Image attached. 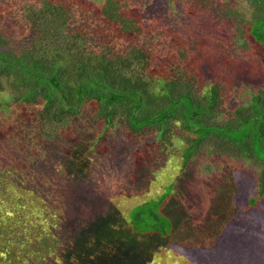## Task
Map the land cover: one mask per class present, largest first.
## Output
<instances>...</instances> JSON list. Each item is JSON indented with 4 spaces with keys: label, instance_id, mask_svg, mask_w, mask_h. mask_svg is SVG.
Wrapping results in <instances>:
<instances>
[{
    "label": "trees",
    "instance_id": "1",
    "mask_svg": "<svg viewBox=\"0 0 264 264\" xmlns=\"http://www.w3.org/2000/svg\"><path fill=\"white\" fill-rule=\"evenodd\" d=\"M152 1L0 0V94L9 98L0 100V264H34L36 255L44 264L149 262L153 248H162L174 227L161 212L168 196L154 211L137 205L142 210L133 222L121 223L127 228L119 229L123 234L111 250L102 246L100 254L90 253L91 241L112 240L100 232L117 228L104 222L102 203H113L109 195L114 192L123 198L130 194L126 185L115 187L111 181L124 153L155 138L164 149L166 143L196 135L186 139L189 149L180 151L187 156L184 168L206 137L231 139L211 131L232 130L215 121L223 102L220 86H197L196 78L182 70L185 48L170 40L181 38L170 11L176 0L165 1L167 10ZM246 1L248 12L237 16L238 26L245 27L236 33L243 42L246 35L258 44L263 56L264 0ZM220 13L230 16L226 10ZM197 14L205 19L200 8L188 15L194 19ZM203 38L200 30L183 40L197 45ZM190 51L197 59L196 50ZM161 57L165 61L159 63ZM208 75L205 67L200 76L206 81ZM242 86L233 85V91ZM254 98L264 104L263 98ZM242 112L236 109L239 116ZM91 115L98 118L95 127L101 133L87 144L84 117ZM242 119L233 128H243L240 142L256 134L261 146L264 124L252 135ZM172 122L178 126L175 133ZM202 129L206 132L200 134ZM102 139L116 149L92 150Z\"/></svg>",
    "mask_w": 264,
    "mask_h": 264
},
{
    "label": "rangeland",
    "instance_id": "2",
    "mask_svg": "<svg viewBox=\"0 0 264 264\" xmlns=\"http://www.w3.org/2000/svg\"><path fill=\"white\" fill-rule=\"evenodd\" d=\"M165 1L152 2L157 9L167 10L168 4ZM175 3L170 11L176 18L174 24L181 38L176 36L175 40H170L176 46L181 43L187 52L182 70L190 78H196V85L201 89L203 86L200 83H205V86L217 83L220 86L223 102L215 121L219 125L225 123L224 127L230 124L232 130L222 128L211 131L231 135V139L225 142L214 135L206 137L191 154L184 168L187 156L180 151L189 149L190 143L186 139L196 135L187 134L182 141L175 140L172 145L166 143L164 149L159 146L157 138L150 145L142 143L138 148H128L120 160L121 163L119 162L116 177L111 181L116 183L115 187L126 185L130 194L123 198L114 192L109 195L112 198L114 196L113 203H102L105 209L102 212L104 222L117 228L113 233L100 232L104 238L112 236V240L108 239L106 243L91 241L90 253L100 254L104 250L102 246L108 247L105 250H111V246L123 234L119 229L127 228H123L121 223L133 222V217L142 210L135 209L137 205L144 204L143 208L154 211L157 204L168 196V199L171 198L161 212L172 219L174 227L172 226L164 240L163 247H154L151 259L145 263L264 264V186L260 188L264 179V141L260 146L255 142L256 134L253 135L258 124H264V104L261 105L254 98L259 96L260 101L262 98L264 100V55L261 56L262 49L248 36H242L245 40L243 42L240 33H236V28L245 27L238 26L237 16L248 12L249 4L246 0H176ZM194 8L202 9L205 19L199 14L194 19L190 17L188 14ZM220 10L229 12V18H223ZM200 30L204 38L202 41L198 40L197 45L196 41L193 44L183 40L190 32ZM190 47L196 50L197 59L192 58ZM173 51L177 52L174 48ZM168 52L170 54V50H164L163 54ZM162 57L159 63L165 61ZM205 67L209 73L206 81L200 76ZM242 83L239 92L233 91V85ZM232 93L234 98H231ZM1 99L9 100L6 93L0 94ZM239 108L243 109L240 116L236 113ZM238 118L247 120V128L249 127L254 139L245 137V142H240L243 128L233 129ZM84 120L88 130L85 131L83 141L89 144L91 140L98 139L101 130L95 127L98 123L97 117L91 115L84 117ZM171 129L173 133L178 130L176 122H172ZM205 132L202 129L200 134ZM104 141L105 139L98 141V145L92 150H99L100 147L116 149ZM147 146H151V149ZM246 148L248 153L245 152ZM138 159L140 162L137 164ZM160 164L165 166L162 170H158L162 168L159 167ZM154 169L157 171L153 172ZM105 183L111 184L108 181ZM136 192L141 193L136 196ZM109 213H112L113 219L107 217ZM160 240L155 238L159 245ZM174 244L183 245V249ZM175 250L180 251V254ZM27 256L29 262L32 252ZM35 257L34 264H44L41 258H37L38 255Z\"/></svg>",
    "mask_w": 264,
    "mask_h": 264
}]
</instances>
